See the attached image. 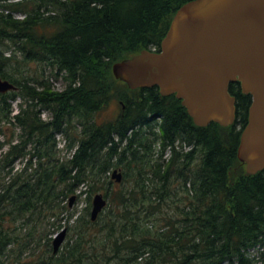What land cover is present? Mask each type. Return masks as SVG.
<instances>
[{"label": "trees", "instance_id": "trees-1", "mask_svg": "<svg viewBox=\"0 0 264 264\" xmlns=\"http://www.w3.org/2000/svg\"><path fill=\"white\" fill-rule=\"evenodd\" d=\"M190 1L0 0V76L18 87L0 94V261L28 250L42 219L63 227L69 210L58 201L90 188L105 191L106 211L96 222L89 210L70 213L74 244L31 264H264V171L249 176L238 159L252 97L231 84L234 125L198 127L175 95L131 90L112 72L143 50L160 51ZM26 62L72 81L57 91L40 76L32 86L20 70ZM114 102L118 116L100 123ZM70 130L80 137L63 160L57 135ZM116 167L125 169L122 184L107 176ZM23 220L32 224L26 239L16 228Z\"/></svg>", "mask_w": 264, "mask_h": 264}, {"label": "water", "instance_id": "water-1", "mask_svg": "<svg viewBox=\"0 0 264 264\" xmlns=\"http://www.w3.org/2000/svg\"><path fill=\"white\" fill-rule=\"evenodd\" d=\"M113 74L131 90L157 86L163 96L175 94L198 127L234 124L237 100L229 88L240 82L252 104L238 159L247 175L264 170V0L190 1L175 14L161 52L144 50L114 64ZM15 89L0 77V93ZM113 177L122 180L121 173ZM106 206L96 195L93 221ZM66 236L55 237V253Z\"/></svg>", "mask_w": 264, "mask_h": 264}, {"label": "rangeland", "instance_id": "rangeland-1", "mask_svg": "<svg viewBox=\"0 0 264 264\" xmlns=\"http://www.w3.org/2000/svg\"><path fill=\"white\" fill-rule=\"evenodd\" d=\"M17 17H21V15L18 14ZM52 30L53 29H50L51 32H54V30L53 31ZM21 61H22V59L19 61H14L12 63V66L7 64V66L4 67V69H6V71H8V73L11 71H15V67L17 66L16 64L21 63ZM26 64L27 65H23L20 68V70L22 71L23 75H25L27 78L29 77V84L32 86H37L36 85V79L40 76H44L45 79L50 80L51 84L53 85V87L57 91H62L66 87V85L69 86V84L72 81L70 78H68V76H67L68 79H66V76H64L63 73L60 74L61 79H56L52 73L50 66L45 67L46 65L38 64L36 62H26ZM16 73H18V71H16ZM21 101H22V99L18 98L14 102V104H13V107L15 108L14 113H17L18 106H19ZM119 112H120V105L118 104V102H114L108 108L104 109L101 112V114L98 116V121L100 123L112 121L118 116ZM51 117H52L51 112H48L46 110H44L42 112V118L44 120H50ZM68 119H70V118H68ZM75 126H76V124H75ZM17 131L19 132V130H17ZM79 134L80 133L77 131L73 132L72 130H70V134L68 135V137L64 136L63 134L57 135V141H58V149H57L58 153H57V155H58V157H60L63 160H67V159L72 158L76 149L68 148V143L70 141V138H74V137H76V135L79 138L80 137ZM1 139L2 138L0 136V141H1ZM184 150L188 151L189 148H185ZM23 166H24L23 162H18L16 164V169H22ZM138 166L141 167V165H139L138 163L136 165L134 164L132 166H129L128 167L129 174L138 173V171H136ZM97 167H99V166L97 165ZM114 170L117 171V174H119V173L123 174V181H122V183H123L125 181V177H124L125 169L123 167L113 168L110 171V173L107 174V176L112 177L114 172H115ZM87 188H88L87 186H83L84 190H87ZM81 190H79L77 193L71 194L67 199L58 201V204L60 206H67V209L69 210V211H66L61 216V218H62L61 224L63 225V227L60 228V226L54 225V223H56L55 219H50V220L48 218L42 219L38 223L39 230L36 234V238L34 239L35 242H33L30 245V248L26 251L23 250L24 252L22 254L19 252L17 254L8 255L9 257L8 256L3 257V259L0 261V264H31L33 259H37L38 257H44L46 255H49L50 253H53L54 236L63 229H67L68 233H67L66 240H65L64 244L62 245V247H61V249L57 255H61V253L65 251L67 246H71L72 244H74L76 236L73 233V230L70 229V227L73 226L75 218L71 219L69 216L70 213L75 212L76 214L79 215V214L85 212L86 210H89V213L91 214L93 204H94V199L96 197L95 194L105 192L104 190H101L98 192H93L89 188V190L91 192H84L82 194V196H79V193L81 192ZM74 195L77 196V198L75 199L73 206L70 207L71 198ZM16 228H17V233L23 239L28 238L29 233L32 232L31 222L26 223L25 220L18 221L16 224Z\"/></svg>", "mask_w": 264, "mask_h": 264}, {"label": "bare ground", "instance_id": "bare-ground-1", "mask_svg": "<svg viewBox=\"0 0 264 264\" xmlns=\"http://www.w3.org/2000/svg\"><path fill=\"white\" fill-rule=\"evenodd\" d=\"M114 171H115V170H114ZM115 173H117V172H114V174H115ZM114 174H113V175H114ZM87 191H88V190H87ZM73 193H74V192H73ZM65 196H66V195H65ZM36 218H37V217H36ZM59 221H60V220H59ZM77 228H78V227H77ZM45 236H46V235H45ZM257 248H258V247H257ZM23 250H24V249H23ZM253 250H254V249H253ZM8 257H9V256H8ZM256 258H257V257H256Z\"/></svg>", "mask_w": 264, "mask_h": 264}]
</instances>
